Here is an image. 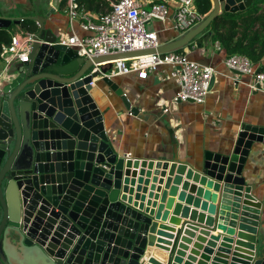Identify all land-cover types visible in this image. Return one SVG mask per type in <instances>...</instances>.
Wrapping results in <instances>:
<instances>
[{
	"label": "water",
	"instance_id": "water-1",
	"mask_svg": "<svg viewBox=\"0 0 264 264\" xmlns=\"http://www.w3.org/2000/svg\"><path fill=\"white\" fill-rule=\"evenodd\" d=\"M211 2L201 23L156 50L92 59L60 44V36L46 29L44 17L30 18L37 29L31 33L28 61L12 67L0 84V264H164L162 251L169 253L165 264H180L186 238L172 245L173 236L166 232L172 228L156 222L166 221L179 186L183 193L170 224H179L182 207L184 215L190 213L185 219L194 221L198 216L192 209L200 198V210L207 215L200 216L201 221L208 224L212 219L226 235L214 264H227L229 254L221 255L232 244L230 264H264V242L261 249L257 242L261 203L244 173L251 151L264 144V127L243 125L229 152H206L197 170L176 155L171 161L133 159L116 151L90 93V84L101 78L125 108L138 115L106 76L111 62L177 52L221 14L244 11L252 4ZM22 21L12 16L6 0H0V29ZM166 174L155 210V183L161 187ZM185 191L190 196L185 197ZM189 203H194L192 208ZM188 222L181 224L185 236L197 229Z\"/></svg>",
	"mask_w": 264,
	"mask_h": 264
},
{
	"label": "crops",
	"instance_id": "crops-1",
	"mask_svg": "<svg viewBox=\"0 0 264 264\" xmlns=\"http://www.w3.org/2000/svg\"><path fill=\"white\" fill-rule=\"evenodd\" d=\"M6 1L10 4L13 17L21 18L23 21L30 20L34 16L44 17L46 29L58 36H64V39L70 35L71 28L78 36L88 35V33L82 32L77 23L71 25L64 4L59 1L55 2L58 5L56 9L52 7L54 0ZM154 3L172 7L171 3L166 0H155ZM150 6L148 5L147 9ZM259 7L262 6L259 5ZM90 13L97 15V13ZM171 25L172 14L166 23L152 21L146 25V29L155 32L159 45H163L179 37L177 32L171 29ZM21 27L20 24L15 26L14 31L10 30L11 36L22 34ZM215 44L211 30L208 29L188 46L177 51L186 54L191 61L203 66H210L215 71L213 83L203 104L174 101L178 86L174 80L163 78L164 74L170 71L168 67L158 68L154 73H149L145 80L138 79L136 74L112 78L131 106L138 110L136 116L125 108L121 98L112 92L101 78L94 81L90 93L103 115L106 133L114 141L115 149L119 154L133 159L153 161H171L176 155L179 162L197 170L203 163L206 152H229L243 125L264 127V95L249 88L250 78L226 68L224 61L228 58V54L221 46L217 49ZM262 58L264 59V55ZM2 67L3 63L0 60V71ZM244 173L247 177V184L254 186V197L261 203L257 241L261 249L264 242V144L251 151ZM166 179L167 174L161 187L155 183L152 197V202L156 204L155 210H157L160 197L165 191ZM151 180L150 178L149 186ZM184 180L183 177L182 182H185ZM192 184L191 182L190 186ZM181 190L182 188L179 186L174 205L168 210L166 221L156 222L172 228L169 229L171 232L166 231L173 236V239L169 241L172 245L179 238H186L187 244L180 264L186 262L189 264H214L222 240L226 235L216 224H212V219L208 224L206 219L201 221L200 216H207L206 212L200 210L202 199L199 198L197 206L192 209L198 216L194 221L188 222L190 213L184 215V207H182L178 213L179 224L169 223V219L173 217L179 195L183 193ZM187 191L190 192L189 189ZM187 191L184 192L185 197L189 195ZM154 196H157L156 201H154ZM191 197L193 200H197L195 193ZM193 204L189 203L188 206L192 208ZM182 205L187 206L185 202H182ZM163 206L166 208L165 204ZM185 221L197 226L195 231H189L191 232L189 236L183 235V231L180 233L181 224ZM183 230L185 229L183 228ZM202 230H206L205 236L201 234L204 232ZM212 237L216 239H212ZM230 246V249H224V253L221 255L225 257L229 254L227 264H230L234 254V244ZM168 248H172V246ZM162 252L168 259L169 253ZM151 256L161 262V259L154 253ZM189 257L193 259V262L187 261Z\"/></svg>",
	"mask_w": 264,
	"mask_h": 264
},
{
	"label": "built area",
	"instance_id": "built-area-1",
	"mask_svg": "<svg viewBox=\"0 0 264 264\" xmlns=\"http://www.w3.org/2000/svg\"><path fill=\"white\" fill-rule=\"evenodd\" d=\"M110 10L94 15L79 6L77 0H59L64 4L65 12L71 25L77 23L82 32L88 35L78 36L72 28L70 35L59 39V43L74 49L84 59L99 56L126 54L148 49L156 50L160 45L157 35L146 29L152 21L166 23L172 14L171 29L179 36L201 23L206 14L199 13L196 0H166V4H156L155 0H106ZM151 5L148 9L147 6ZM31 34H14L8 45H3L0 60V84L7 77L11 66L28 61ZM220 48L218 43L215 44ZM264 59L256 64L241 55L228 57L224 64L230 71L238 72L250 78L249 88L264 95ZM108 78L120 75L136 74L145 80L149 73L158 68L168 67L164 79H172L178 86L175 102L203 104L209 93L210 81L214 69L191 61L184 53L148 54L128 59H116L111 62ZM91 83L90 85H92Z\"/></svg>",
	"mask_w": 264,
	"mask_h": 264
},
{
	"label": "trees",
	"instance_id": "trees-1",
	"mask_svg": "<svg viewBox=\"0 0 264 264\" xmlns=\"http://www.w3.org/2000/svg\"><path fill=\"white\" fill-rule=\"evenodd\" d=\"M88 12L104 14L110 10L106 0H77ZM200 14L211 10L210 0H196ZM261 5L262 7H259ZM22 34H31L37 29L32 20L21 22ZM212 39L228 54L241 55L256 64L264 55V0H253L252 5L237 13H223L210 23ZM11 41L10 29H0V53L3 45ZM179 53V52H177Z\"/></svg>",
	"mask_w": 264,
	"mask_h": 264
},
{
	"label": "rangeland",
	"instance_id": "rangeland-1",
	"mask_svg": "<svg viewBox=\"0 0 264 264\" xmlns=\"http://www.w3.org/2000/svg\"><path fill=\"white\" fill-rule=\"evenodd\" d=\"M11 31H14L15 30V26H11L10 28H9ZM64 36H60V39H62Z\"/></svg>",
	"mask_w": 264,
	"mask_h": 264
}]
</instances>
